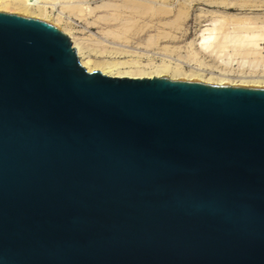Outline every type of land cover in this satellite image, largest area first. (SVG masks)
<instances>
[{"label": "water", "instance_id": "water-1", "mask_svg": "<svg viewBox=\"0 0 264 264\" xmlns=\"http://www.w3.org/2000/svg\"><path fill=\"white\" fill-rule=\"evenodd\" d=\"M0 264H264V86L88 71L0 10Z\"/></svg>", "mask_w": 264, "mask_h": 264}, {"label": "bare ground", "instance_id": "bare-ground-1", "mask_svg": "<svg viewBox=\"0 0 264 264\" xmlns=\"http://www.w3.org/2000/svg\"><path fill=\"white\" fill-rule=\"evenodd\" d=\"M96 2H100V5L93 8L92 4ZM149 4H151V0H0V10L31 15L50 21L55 25H61L63 10L83 15L85 18L86 15H94L99 20H96V23L102 22L107 25V29L104 31L105 35L111 37L114 40V44L121 47H130V40L127 38L122 39L123 35L121 34H124V31H127L128 28L130 29L129 24H134V21L135 25H141L154 15L155 9L151 5L150 8ZM159 5L165 4L159 3ZM53 10H57L59 13L53 16ZM151 11L153 14H151ZM166 13L164 12L160 15H165ZM182 13L186 15L187 12H180L179 14L182 16ZM179 14L178 17L176 16L178 19ZM217 14L212 13L210 15L212 16V18L210 17L211 22L208 25L206 24V28L199 30V32L201 31L200 35H198L200 37L192 40L186 46L185 53H181L182 57L180 54V57L178 56V53L182 51L180 47L174 48L173 46L170 48L165 45L159 51H152V56L160 55L161 58H164V61L162 60L161 64L155 65L150 71L144 69L148 63L144 64V66L139 61L140 58H148L151 55L147 54L150 51V43H152V36L150 35L147 40L139 41L135 39V50H131L130 48H119L118 51L116 50L117 54L125 55V57L127 55L135 57L133 58L135 61L129 59L130 63L113 61L115 63L110 62V64H105L104 61L103 63L97 62L98 60L94 61L85 55L84 46H82L80 39L75 37L69 28L63 26L61 28L68 34L80 64L88 71L96 69L106 75L112 76L152 77L167 75L169 78H195L208 83L222 84L223 82H227L228 84L264 86V79H259L256 76L259 72L264 71V47H262L264 43V21H257L258 17L255 19L247 16L239 17L240 15L233 14H229L228 16L227 14ZM230 25H234V28L232 26L234 29L232 33L229 30ZM122 28H124V31L120 32ZM227 29L228 32L226 31ZM175 54L179 58L188 57V59L184 60H189L190 58V62L187 63L190 65L189 71L184 70L178 64H170L171 59L169 60L170 62L166 59L172 58ZM152 62L149 64L150 67L154 66H151ZM122 65H127V69H121Z\"/></svg>", "mask_w": 264, "mask_h": 264}, {"label": "rangeland", "instance_id": "rangeland-1", "mask_svg": "<svg viewBox=\"0 0 264 264\" xmlns=\"http://www.w3.org/2000/svg\"><path fill=\"white\" fill-rule=\"evenodd\" d=\"M159 3L165 4V5L161 6V5H159ZM155 4H157V5H155ZM97 5H100V2H96L95 4H92V7L94 8ZM150 5L152 6L153 9H155V11H154V15L151 18L147 19L146 23L141 24V25H135V21H134V24H129L130 29L129 28H128L129 30L127 29L128 32L124 31V28H122L123 30L120 29V32L124 31V34H121V35H123L122 39L127 38L130 40V42H129L130 47H121V46L114 44V40H112V38L109 37L108 35H105L104 31H106L105 29H107L106 28L107 25L102 23V22L96 23V20L97 21H99V20H98L97 16H94V15H92V16L86 15V18H85V16H83V15H79L77 13H73V12H70L68 10H63L62 11L63 12L62 13L63 21H62V23H60L61 25H57V26L61 30H62L61 26L69 28L70 31L73 33V35L75 37H77L78 39H80V41L82 42V46H84L83 47L84 54L89 56L94 61L98 60L97 62H101V63H103V61H104L105 64L106 63L110 64V62H113V61H115V62L125 61L128 63H130V60L135 61L133 59L135 57H132L130 55H127L125 57V55L117 54L118 49L119 48L120 49H125V48L129 49L130 48L131 50H135L134 49L135 48V39H138L139 41L147 40V38L150 35V36H152V39H151L152 43H150L151 49L149 48L150 51L147 52V54L148 55L151 54V55H149L148 58L144 57L145 59L140 58V60H139L141 65L148 63L147 64L148 66L153 61L151 66L152 65H154V66H152V67H150V66L148 67L146 65L147 68H145L146 66L144 65L145 66L144 69H146L147 71L148 70L150 71L152 68L155 67V65L161 64L162 60L164 61V58L163 57L161 58L160 55H156V56L153 55L154 56V58H153L152 51H159L160 48L162 46H165V45L169 46L170 48H172L173 46H174V48L180 47V50H182V51L180 53H178V56L180 57V55H181V57H182V54L185 53L184 51H185L186 46L192 40H194V39L196 40V39H198V37H200L198 35H200L201 31L199 32V30L206 28V26L211 22L212 16H210V15H212V13H214L216 15L218 12L217 15L227 14V16L229 14L230 15L233 14V15H237V16L240 15L239 17L247 16V17H251V18H255V19L258 17L256 19L257 21L258 20L264 21V0H164V1L163 0H155V1L151 0V4H149V7H150ZM153 6H155V7L157 6L156 7L157 9ZM166 8H170V9H166ZM162 10L165 13L166 12H168V13H166L165 15H160L161 13H164ZM52 12L51 13L53 14V16H55L59 13L57 10H53ZM178 12L179 13L180 12H184V13L187 12V13H186V15H184L182 13L184 16L183 15L181 16ZM14 13H16V12H14ZM98 14H100V13H98ZM151 14H153L152 11H151ZM178 14L180 15L179 19L177 18ZM27 16H31V15H27ZM32 17H34V16H32ZM180 17H183V18L180 19ZM174 19H176V20H174ZM261 19H263V20H261ZM146 24L148 25V27ZM169 24H171V25H169ZM143 25H145V26H143ZM149 25H151V26H149ZM142 26H143V28H142ZM232 26L234 28V25H230L231 28L229 27V30H231V33L234 30L232 28ZM62 31L66 35H68L64 30H62ZM138 31H140V32H138ZM141 31H143V32H141ZM226 31L228 32V29ZM262 47H264V43L262 44ZM178 56L175 54V56L173 55L172 58H166V59L168 61L171 59L170 64H172V65L178 64V65L182 66V68L184 70L189 71L190 65L187 63L190 62L189 61L190 58H189V60H184V59H188V57L185 56V58H179ZM148 60H149V62H147ZM115 62H113V63H115ZM124 66L125 65H122L121 69H123V68L127 69L128 66L127 65L125 67ZM256 76H258L259 79L260 78L264 79V71L259 72L258 75H256ZM256 79H257V77H256Z\"/></svg>", "mask_w": 264, "mask_h": 264}]
</instances>
